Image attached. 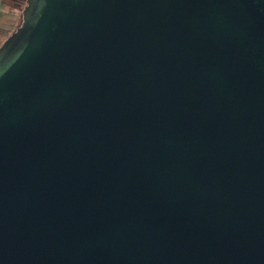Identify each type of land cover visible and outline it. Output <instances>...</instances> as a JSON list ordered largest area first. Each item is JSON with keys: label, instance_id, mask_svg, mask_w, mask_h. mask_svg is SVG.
Masks as SVG:
<instances>
[{"label": "water", "instance_id": "obj_1", "mask_svg": "<svg viewBox=\"0 0 264 264\" xmlns=\"http://www.w3.org/2000/svg\"><path fill=\"white\" fill-rule=\"evenodd\" d=\"M0 264H264V0H26Z\"/></svg>", "mask_w": 264, "mask_h": 264}, {"label": "rangeland", "instance_id": "obj_2", "mask_svg": "<svg viewBox=\"0 0 264 264\" xmlns=\"http://www.w3.org/2000/svg\"><path fill=\"white\" fill-rule=\"evenodd\" d=\"M11 5H7L0 0V45L13 33L22 20V11L26 5V0H11ZM1 24V23H0Z\"/></svg>", "mask_w": 264, "mask_h": 264}, {"label": "trees", "instance_id": "obj_3", "mask_svg": "<svg viewBox=\"0 0 264 264\" xmlns=\"http://www.w3.org/2000/svg\"><path fill=\"white\" fill-rule=\"evenodd\" d=\"M10 1H11V0H2V2L5 3V4H7V5H11V2H10ZM21 21H22V20H21ZM20 24H21V22H20ZM20 24H19V25H20ZM19 25H18V26H19Z\"/></svg>", "mask_w": 264, "mask_h": 264}, {"label": "crops", "instance_id": "obj_4", "mask_svg": "<svg viewBox=\"0 0 264 264\" xmlns=\"http://www.w3.org/2000/svg\"><path fill=\"white\" fill-rule=\"evenodd\" d=\"M1 24H0V27H3L2 25H3V22H0Z\"/></svg>", "mask_w": 264, "mask_h": 264}]
</instances>
